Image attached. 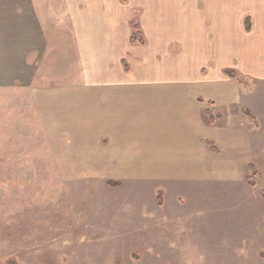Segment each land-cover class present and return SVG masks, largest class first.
Masks as SVG:
<instances>
[{"label":"crops","instance_id":"crops-1","mask_svg":"<svg viewBox=\"0 0 264 264\" xmlns=\"http://www.w3.org/2000/svg\"><path fill=\"white\" fill-rule=\"evenodd\" d=\"M227 36L243 38L239 52ZM226 71L264 79V0H0V133L31 110L60 163L98 164L109 180L128 177L113 166L137 156L145 125L148 158L202 179L244 102Z\"/></svg>","mask_w":264,"mask_h":264},{"label":"rangeland","instance_id":"rangeland-1","mask_svg":"<svg viewBox=\"0 0 264 264\" xmlns=\"http://www.w3.org/2000/svg\"><path fill=\"white\" fill-rule=\"evenodd\" d=\"M226 39L238 52L244 44L240 36ZM242 88L244 111L229 114L231 129L218 145L224 155L204 164L202 179L190 178V165L148 158L146 125L132 150L137 156L113 166L123 180L82 159L60 163L31 110L30 125L6 126L0 264H264V79ZM225 114H208V124Z\"/></svg>","mask_w":264,"mask_h":264},{"label":"trees","instance_id":"trees-1","mask_svg":"<svg viewBox=\"0 0 264 264\" xmlns=\"http://www.w3.org/2000/svg\"><path fill=\"white\" fill-rule=\"evenodd\" d=\"M249 19H250V18H248V17H246V18L244 19V22H245V24H246V26H247V27H246L247 32L250 31V28H249V26H248V24L250 23V20H249ZM133 30H134V33H133V35H132V37H131V42H132L133 44H135V43H140V45H143V44H144V41H143V36H142V33H141V29H140V27H139L138 25H136V26H134ZM123 64H124V67H125V71H126V72H129L130 68H129V66L126 64L125 61H124ZM226 73H227V75H229L230 77H232V78H236V77H235V72H234V71H226ZM236 82H237L238 84L240 83V82L237 81V79H236ZM250 82H251L250 79H246L243 83H240V84L245 85V84L250 83ZM199 101L202 102L201 99H200ZM208 114H209V113H208ZM209 115H210V114H209ZM209 124H214L213 117L210 118ZM212 150H213V147H212ZM214 151H215V149H214ZM250 168H251V166H250Z\"/></svg>","mask_w":264,"mask_h":264}]
</instances>
